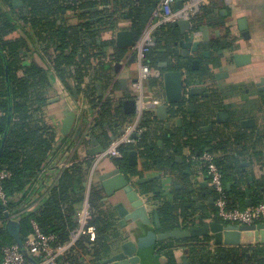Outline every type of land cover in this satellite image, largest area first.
I'll list each match as a JSON object with an SVG mask.
<instances>
[{"label": "trees", "instance_id": "obj_1", "mask_svg": "<svg viewBox=\"0 0 264 264\" xmlns=\"http://www.w3.org/2000/svg\"><path fill=\"white\" fill-rule=\"evenodd\" d=\"M11 1L0 0V171L10 173L8 178L1 181V188L6 197L4 208L11 215L13 212H20L18 221L22 243L32 233L31 221H34L40 232L55 236L53 245H60L66 243L71 232L78 228L74 216L85 199L87 177L94 157L88 154L83 159L73 157L72 165L60 170L52 185L41 194L40 199L44 197L46 199L37 210L22 211L24 205H29L34 192H38L35 185L45 177L44 172L48 167V157L53 148L56 132L46 122L45 107L52 91L48 70L32 60L24 63L25 56L21 55V50L29 49V44L35 41L42 44L43 48L53 47L56 54L51 63L52 68L64 88L69 93L73 91L82 93L88 104L97 109L90 132L95 135L94 128L109 129L114 137L118 136L123 125L129 123L133 115L123 112L120 101L99 96L95 83L102 82L105 86L112 83L108 71L114 62L125 60L127 50L115 47L113 36L110 39H102L100 32L107 29L115 30L116 17L121 13L132 21L134 41L138 40L142 33L139 17L152 6L153 1L89 0L80 3L78 9L82 10L78 13L79 23L71 27H63L58 18L64 9L65 0H21L25 3L24 8L14 7ZM208 8L203 7L201 13L196 16V26L203 22H213L211 13L214 8ZM123 10L125 11L122 12ZM17 19L23 22L24 26ZM177 33L175 24L159 28L155 33V46L147 53L145 63L158 68L160 63L168 62L165 70L183 69L190 76L188 62L170 64V47L176 40ZM231 40L229 45L234 41ZM108 47L114 48L112 55L104 52ZM79 53L82 55L81 60H78ZM106 57L110 59L108 63L103 61ZM94 59H98L97 64L92 63ZM176 106H178L176 112H182L184 103ZM81 120L83 123L84 119ZM140 124L148 130L140 135L135 145L120 148L121 158L112 159L114 166L128 177L140 176L136 167L128 164V153L132 150L137 151L143 159L144 166H147L152 135L162 140L165 137L163 128L156 124L152 113H146ZM103 134L102 145L106 147L110 137L105 131ZM186 144L189 145L187 142ZM203 152L206 151L200 150V154ZM220 163L221 161L217 159L216 164L222 171L225 185L224 171ZM141 190L150 193L147 188ZM225 192L229 205L241 208L231 202V189L227 191L225 186ZM104 197L105 192L100 184L90 188L87 197L90 215L86 227L95 228V239L91 241L88 235H82L74 247L61 257V264H97L110 255L114 244L122 237L117 214L112 206L106 205ZM234 197L243 200L240 192L236 191ZM255 197L257 204L263 195ZM158 200L156 210L161 222L160 232L204 224L183 215L178 201L168 202L163 198ZM178 216L182 217V223H179ZM212 220L221 221L215 216ZM5 222L3 210L0 208V261L2 248L15 244L5 231ZM144 233L137 235L141 236ZM209 241V236L168 239L157 243L156 251L159 256L166 259V264H177L173 254V248L177 246L185 250L188 264H264V246L249 245L244 249L231 248L211 252L208 250ZM85 256H88L87 263ZM32 259L38 262L36 257Z\"/></svg>", "mask_w": 264, "mask_h": 264}, {"label": "crops", "instance_id": "obj_2", "mask_svg": "<svg viewBox=\"0 0 264 264\" xmlns=\"http://www.w3.org/2000/svg\"><path fill=\"white\" fill-rule=\"evenodd\" d=\"M86 1L89 0H81V2ZM203 7L214 8L211 13L213 22H203L200 25L203 27V33L201 37L198 36L195 40H205L207 42L210 39L212 42L207 44L205 42L202 51L192 55L191 59L198 60V64L194 68L191 67L190 59H183L180 55H173L170 52L169 60H172L170 64L188 62L190 66V78H182L183 100L181 102L184 103V107L182 112H175L166 121H160L156 117L155 112H148L154 115L156 124L161 125L165 137L162 140L152 135L153 139L149 142L150 158L146 162L147 166H144L143 159L138 154L135 167L140 172L139 177L158 175V178L152 182L139 186V188H147V191L150 192L149 195L154 200L152 209L158 207V199L161 198L168 202L178 201L181 204L183 215L194 219L195 222L207 223L212 220L214 215V193L208 184L207 176L199 168L197 157H195L196 152H199L200 155L201 145H204L207 149L204 151H210L215 155L216 160L221 161L226 189L227 191L231 189V202L241 208H245L247 207V200L250 201L251 206L257 202L256 195H264V97L256 86L260 79L264 78V0H207L201 7V11ZM60 15L61 19L64 20L63 27H71L79 22L76 11L67 9ZM242 18L246 19L248 25L250 37L247 40L241 37L238 28V20ZM17 21L22 25L20 20L17 19ZM130 22L129 18L120 13V16L116 17L115 30L110 31L107 29L100 32L101 38L110 39L112 36L114 37L115 31L120 29L133 31V26ZM215 31L220 32L218 37L215 35ZM231 39H234L233 42L236 44V50L233 53L248 55L250 59L248 64L239 67L234 65L231 58L233 53L229 45L232 41ZM221 40L226 41V47L223 49L222 54L219 55L218 51L221 49L219 43ZM43 47L42 44L35 41V43L29 44V49L23 48L21 55L25 56L24 63L32 60L38 63L40 67L48 70V79L52 86L50 99L58 98V101L48 103L45 107L46 122L57 133H61L60 129L64 118L65 106L68 105L73 110L74 107L72 105L74 102L81 100L83 106L76 112L73 128L64 137L71 142L78 140L83 142L82 138L84 135L91 131L87 123L90 117L97 113V109L92 108L88 104L82 93L78 94L73 91L76 92V95H74L73 92H67L52 68L51 63L56 54L55 49L53 47ZM104 52L107 55H112L114 48L108 47ZM204 52H207L208 56H203ZM81 59L82 55L78 56V60ZM97 62L98 59L92 60L93 64H97ZM125 62L126 60L119 61L122 66L117 70L113 66L115 62L112 64V68L108 71L112 83L109 86H105L104 83L100 82V96L106 98L109 92H113L118 96V101H120L126 95L128 97L133 95L132 82L137 75V70L135 63L128 62L124 64ZM219 68L222 69V72L218 71ZM218 73H227V76L216 78L215 75ZM120 79L125 80L123 88L119 83ZM206 83L210 85L206 89V92L209 93L207 96L203 93L190 95L189 90L192 87L205 86ZM143 88L146 96H150L158 105L163 104L165 88L162 76L159 78H148ZM208 102L211 103H209L211 107L206 112L203 109V105ZM218 112H224L228 117L224 121L218 122L216 120ZM206 115L208 121L203 120ZM251 118L256 119L257 132H254L252 128L240 127V121ZM81 119H84L83 123ZM177 121H179V124H177ZM190 121H195V125L192 126ZM165 122L169 123L167 128L165 127ZM209 125L211 126L210 129L208 128ZM93 130L97 143L102 147H104L102 145L104 143V131L107 136L114 137L109 129L94 128ZM194 132L202 139L201 142H194L193 146L186 145L187 140ZM158 141L161 142L160 145ZM90 149L91 142L88 136V141H84L78 149L77 156L79 159L85 158ZM49 164L50 162L48 167H51ZM114 168L116 167L112 159L100 161L98 171L101 172L96 175L95 184H100L97 182V176L100 173ZM52 169L47 179L49 185H52L58 175L56 169ZM195 180L198 182L197 185L193 184ZM200 184H203V186H200ZM35 187L37 188V186ZM190 187L194 188L192 193L189 190ZM154 188L162 189V192H155ZM236 191L242 193L243 202L234 197ZM42 193L43 191L38 189V192L36 191L32 195L29 205H26L32 206V209L37 210L39 205L46 199H40ZM120 198V194L116 193L105 203L112 206ZM193 198L197 200L194 201L192 200ZM178 221L182 223V217L178 216ZM129 228V225L126 228H122L121 234H126ZM246 239L250 241L251 247L264 246L255 242L252 234ZM231 248L244 249L241 245L239 247L216 246L210 238L208 250L211 252L224 251ZM184 252L185 250L182 247L173 248L177 264H181L182 257L185 256ZM160 258L161 263L166 264V259L163 256Z\"/></svg>", "mask_w": 264, "mask_h": 264}, {"label": "water", "instance_id": "obj_3", "mask_svg": "<svg viewBox=\"0 0 264 264\" xmlns=\"http://www.w3.org/2000/svg\"><path fill=\"white\" fill-rule=\"evenodd\" d=\"M159 0H153V6L149 7L140 17L139 25L141 29H144L146 26L153 7L158 3ZM14 7L20 6L22 3L20 0L11 1ZM183 0L176 1V8L179 9L182 6ZM196 18V17H195ZM178 30V37L174 40L170 47V52L173 55H180L183 59H190L191 67L194 68L198 64V60L191 59L192 55L202 51V47L205 44V40L196 41V37H201L203 33L202 26H196L195 19L192 22L188 20H179L175 24ZM238 28L240 35L243 39L247 40L250 37L248 31V25L245 18L238 20ZM218 31H215V35L219 36ZM134 34L131 30L120 29L114 33V45L117 48L129 50L127 56L130 55V49L134 44ZM212 40L206 42L210 43ZM226 41L221 40L220 50L218 54L221 55L223 49L226 47ZM236 44L231 43L230 49L232 53L236 50ZM80 57L81 54L79 53ZM126 56V58H127ZM203 56H208L207 52L203 53ZM232 61L235 66L239 67L249 63V56L242 55L239 53H233ZM129 63L135 62V56L131 54L128 59ZM172 62V60H170ZM114 68L117 70L122 65L119 62L114 63ZM168 67V62H162L158 65V69L164 70L162 72V79L164 82L165 88V102L156 107L155 115L160 121H166L169 119L170 115L173 116L176 112V105L183 100V69L178 70H165ZM219 72H222V69H218ZM220 76H227V73H218L215 75L216 78ZM119 83L123 88L125 84L124 79H120ZM257 90L263 93L264 97V78H261L259 83H257ZM95 87L98 95L101 94L100 83L96 82ZM76 92H73L74 95ZM190 95H199L201 93H206V88L201 87H192L189 90ZM132 97V96H131ZM124 98L120 100L121 107L124 113L134 115L136 111L135 101L131 98ZM58 101V98L49 99L48 103ZM228 117L224 112H218L216 114V120L218 122L224 121ZM205 118H208L207 115ZM76 120V113L68 105L64 109V118L61 123L60 132L63 136L68 135L73 128V125ZM179 124V121H177ZM192 126L195 125V121H190ZM264 124V120H263ZM169 125L168 122H165V127ZM241 128H252L254 132L256 130V119H245L240 121ZM211 126L209 125V129ZM202 130V129H199ZM123 127L120 134H122ZM91 142V149L88 151V155L93 156L94 158L99 155L103 148L100 146L94 135L91 132L87 133ZM131 137H134L132 135ZM114 137H110L112 140ZM202 139L194 132L191 137L187 140L189 145L194 142H201ZM193 142V143H192ZM207 142V141H206ZM160 145L161 142L158 141ZM187 145V144H186ZM201 150H207L204 145H201ZM199 156V152L195 153V157ZM138 153L135 150H132L127 155L128 164L130 166H136L137 164ZM264 157V153H263ZM103 171V170H102ZM101 171H97L99 173ZM158 175H153L150 177H128L127 175L120 172L118 168L111 169L109 171H104L97 176V182L100 183L102 189L105 192V197L103 201L106 202L110 197L114 196L116 193H119L121 198L118 202L114 203L113 209L117 214L118 223L121 228H126L127 225L130 226L128 232L114 244L110 255L103 259L97 264H162L161 256L156 251V245L159 242L174 239H189L195 237L209 236L212 239V242L216 246H228V247H239L242 243L250 244L248 241L250 234L253 235L255 242H258L264 245V222L252 224V225H243L236 223H224L221 221L211 220L207 223H204L201 226H196L193 228H184L177 227L170 231L160 232L161 222L157 213L156 208L152 209L154 206V200L150 197L148 192H143L139 186L146 183L152 182L157 179ZM197 180L193 184L197 185ZM203 186V184H200ZM190 192L192 193L194 188L190 187ZM155 192H162V189L154 188ZM192 200L196 201L197 199L193 198ZM247 207L250 206V201H246ZM0 208L3 210L6 222L4 225L6 233L11 237L14 243L21 250L24 257L30 261L32 264H37L27 253L26 248L24 247L21 238H20V223L18 220L12 219L8 214L7 210L0 203ZM145 232L144 235L138 236V233ZM181 264H188L186 256L182 257Z\"/></svg>", "mask_w": 264, "mask_h": 264}, {"label": "built area", "instance_id": "obj_4", "mask_svg": "<svg viewBox=\"0 0 264 264\" xmlns=\"http://www.w3.org/2000/svg\"><path fill=\"white\" fill-rule=\"evenodd\" d=\"M176 1L177 0L158 1L153 7L151 16L142 30L140 37L131 47L130 55L133 54L135 56V66L137 70V75L132 82L133 95L131 97L136 104L134 118L123 126L124 132L114 137L109 144L103 148L102 152L95 157V162H93L87 177L85 199L81 202L80 207L74 216L78 222V228L71 232L70 238L66 243L53 245L55 236L52 234H43L38 229L36 223L31 221L33 231L25 238L23 245L31 258L36 257L38 259V262H36L37 264H61V257L66 255L74 247L75 242L82 235H88L91 241L95 239V228L86 227L90 215V205L87 197L90 188L96 185L93 181H95L96 175L98 174V164L105 159L121 158L122 152L120 151V148L122 146L135 145L140 135L146 131V128L142 127L140 124L142 116L145 113L154 112L156 107L159 106L150 96L145 95L143 88L144 83L148 78H159L162 76L160 69L145 63L147 53L155 46V33L162 26L174 25L179 20H188L192 22L200 13L201 7L207 0H183L182 6L179 9L176 8ZM104 61L108 63L110 59L106 57ZM108 97L113 101H118V96L113 92H109ZM163 104H166L165 100H163ZM72 106L74 107L73 111L76 113L82 108L83 104L81 100H77ZM95 115L96 114L90 117L88 121L89 126L92 125L91 123ZM132 135H134V137H131ZM82 140L83 142L80 140L71 142L70 140L65 139L61 133L56 132L53 148L48 157V161L50 162L49 165H51V167L49 166L47 168L44 172L45 177L40 179L39 183L35 185L39 190L41 189V191L44 192L45 189L50 186L47 179L50 171L53 170L52 168L56 169L59 173L60 170L72 165L73 157L76 156L79 158L77 156L78 149L84 141H88L87 134L84 135ZM197 161L200 170L207 176L208 184L214 193L213 216L217 217L224 223L252 225L257 222H264V195L261 201L255 205L245 208L231 207L228 203L225 192L223 174L216 164L215 155L206 151L197 157ZM9 176V172L5 170L0 171V203L3 206L6 205V197L1 188V181ZM22 211H34V209H32V206L25 205L23 206ZM8 214L15 220H18L20 216V212H13V215L8 212ZM249 245L242 243L241 247L246 248ZM1 254L2 259L0 264H32L24 257L16 244L4 246ZM87 258L88 256L84 257L86 263L88 262Z\"/></svg>", "mask_w": 264, "mask_h": 264}, {"label": "flooded vegetation", "instance_id": "obj_5", "mask_svg": "<svg viewBox=\"0 0 264 264\" xmlns=\"http://www.w3.org/2000/svg\"><path fill=\"white\" fill-rule=\"evenodd\" d=\"M21 1V0H20ZM66 2L64 3V9H63V11H62V13H64V11L65 10H67V9H70V10H73V11H76L77 12V15H78V13L82 10V9H78V8H80V3H83V2H81V0H77L76 2H72V0H65ZM153 1V0H152ZM21 5L20 6H18V7H16V8H24V2H22L21 1ZM152 6H153V4H152ZM151 7V6H150ZM149 8V7H148ZM61 13V14H62ZM58 16H60L59 17V19H60V24L63 26L64 25V20H62L61 19V15H58ZM78 19H79V17H78ZM79 23V22H78ZM130 24L133 26V23H132V21L130 22ZM22 25L24 26V23L22 22ZM127 53H128V51H127ZM129 56L130 55H128L127 56V58L125 59L126 60V62L124 63V64H126V63H128V59H129ZM108 58V57H107ZM105 60V59H104ZM103 60V61H104ZM135 63V62H134ZM130 67H132V66H130ZM184 73V78H190V76L188 75V73H186L185 71L183 72ZM205 80H208V79H205ZM206 89L207 88H209L210 87V85H209V83H206L205 84V86H204ZM208 91V90H207ZM209 93L208 92H206L204 95L205 96H207ZM209 103L210 102H208V103H205L204 105H203V109L206 111V112H208L209 111V108L211 107L210 105H209ZM211 104V103H210ZM203 120H205V121H208V118H205L204 117V119ZM209 128V127H208Z\"/></svg>", "mask_w": 264, "mask_h": 264}, {"label": "rangeland", "instance_id": "obj_6", "mask_svg": "<svg viewBox=\"0 0 264 264\" xmlns=\"http://www.w3.org/2000/svg\"><path fill=\"white\" fill-rule=\"evenodd\" d=\"M96 180V179H95ZM95 181H93V183H94Z\"/></svg>", "mask_w": 264, "mask_h": 264}]
</instances>
